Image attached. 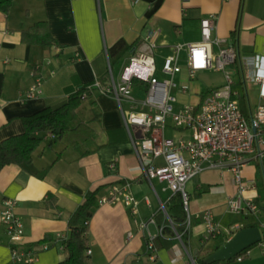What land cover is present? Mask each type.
Segmentation results:
<instances>
[{"label": "crops", "instance_id": "crops-1", "mask_svg": "<svg viewBox=\"0 0 264 264\" xmlns=\"http://www.w3.org/2000/svg\"><path fill=\"white\" fill-rule=\"evenodd\" d=\"M204 17L214 19L211 35L233 46L243 70L245 57H264V0H189L184 9L181 0H138L136 3L133 0H14L8 16L0 11V141L23 132V117L67 101L78 87L89 85L95 79L106 83L109 66L117 78L124 62L142 43L149 41L152 31L157 32L152 38L151 54L157 64L155 55L160 53L162 65L164 58L172 53V46L201 39L200 20ZM38 20L47 22L59 46L21 42L20 30ZM212 49L216 51L217 47ZM185 59L186 51L181 49L178 60L181 71L173 80L178 85H186L187 90L172 89L177 98L175 106L195 105L201 93L214 89H202L197 84L198 74L204 71L197 72L194 78L188 77ZM228 68L237 83L235 63ZM215 72H220L224 80L221 71ZM39 77L43 79L41 93L28 98L26 91ZM245 85L249 102L250 96L253 99V104L250 102L253 113L258 103L264 105V100L260 99L258 84L245 82ZM238 91L233 90L234 98ZM135 93L137 97L142 96L140 91ZM93 98L99 117L91 123L94 134L90 154L79 156L70 147L45 136L32 153L34 167L47 168L43 177L28 174L14 164L0 170V209L3 199H15L14 212L23 223L18 248L36 250L32 264L63 261L67 252L60 248L58 236L69 235L67 218L83 201L86 191L124 180L130 182L129 189L137 200V213H131L121 201L93 208L86 234L90 250L87 255L92 264H188L189 257L203 244L212 249L229 238L222 235L207 243L202 241L204 210H210L223 227L252 221V216L237 215L227 208L228 198L236 191L233 174L206 169L186 183L192 214L186 242L174 237L169 246L154 245L156 258L149 261L146 257L148 236L153 237V244L154 240L159 241V228L166 221L159 202L165 207L172 193L157 180L163 184L161 192H170L162 199L153 182L152 188L142 175L116 101L98 90L93 91ZM82 110V118L89 120L91 111L85 102ZM109 162H114L115 169H109ZM257 162L247 163L242 174L255 184L244 191V197L261 208L264 207V161L262 176L257 174ZM107 189H102L101 196ZM151 217L154 222H148L142 229L140 221L147 222ZM43 243L48 245L45 250L41 249ZM11 244L0 223V264H21L11 260ZM229 264H264V251L253 245L247 249L246 258Z\"/></svg>", "mask_w": 264, "mask_h": 264}, {"label": "built area", "instance_id": "built-area-1", "mask_svg": "<svg viewBox=\"0 0 264 264\" xmlns=\"http://www.w3.org/2000/svg\"><path fill=\"white\" fill-rule=\"evenodd\" d=\"M137 1L133 0L134 3ZM188 1L181 0L183 9ZM213 27L214 19L204 17L200 20L199 41L172 46V53L164 58L160 68L168 76L166 78L160 79L155 75L156 67L151 50L154 46L152 38L157 31H152L149 41L142 43L124 62L117 78L112 75L109 66L107 82L101 83L95 79L87 88L107 94L116 101L142 175L151 186L156 179L163 182L172 195L180 194L186 214L183 222L185 230L191 225V217L186 213L189 202L186 183L206 169L229 171L233 174L236 191L228 198L227 208L237 215L252 216L261 236L257 245L264 251V216L257 203L244 197V191L255 184L242 174L247 163L262 162L264 158V105L258 103L252 113L253 131L251 122L243 116L238 100L233 97L234 81L228 66L235 62V49L226 44L224 39L212 36ZM214 46L217 47L216 51L212 49ZM181 49L186 51L185 63L189 78H194L197 72L206 70L221 71L224 75V86L219 89H206L195 105L175 106L177 98L172 89L178 87L179 91L187 90L186 85H178L173 80V76L181 71V65L178 64ZM243 65V80L258 84L260 99L264 100V57H245ZM136 79L145 86L134 85L133 80ZM42 82V78H37L26 91V96L30 98L41 93ZM135 91H140L142 97H137ZM81 98L84 99V95ZM168 119L175 135L173 138L165 135ZM178 132L182 134L176 136L175 133ZM46 136L51 137V134L47 133ZM108 167L115 169L114 162H109ZM129 188L128 180L111 185L107 193L98 198V204L121 201L131 213H137V200ZM15 203V199H3L0 223L12 243L11 260L15 263L32 264L36 259V250L18 248L22 241L23 223L14 212ZM159 203V209L169 227L174 230L175 237L181 239V234L175 231L164 204ZM201 221L204 225V243L222 235L230 237L244 226V223H237L223 227L215 221L208 209L201 213ZM148 222H154L153 218L147 222L140 221L139 225L145 229ZM159 229L161 234L162 227ZM128 235L131 236V233L128 232ZM65 238L58 236L59 241ZM152 242L153 237L149 235L146 242V257L149 261L156 258V247ZM47 246V243H43L41 249L45 250ZM60 248H64L63 244H60ZM85 253L89 255V248ZM240 259L238 257L236 260ZM188 264H196L193 256L189 257Z\"/></svg>", "mask_w": 264, "mask_h": 264}, {"label": "trees", "instance_id": "trees-1", "mask_svg": "<svg viewBox=\"0 0 264 264\" xmlns=\"http://www.w3.org/2000/svg\"><path fill=\"white\" fill-rule=\"evenodd\" d=\"M14 0H0V11L6 16L11 13ZM20 40L24 44L37 46H59V43L52 37L48 24L45 20H38L20 30ZM119 44V43H118ZM117 44V45H118ZM116 45V46H117ZM115 46V48H116ZM235 72L238 76L237 85L240 86L236 95L238 104L243 116L249 122L252 118V106L249 102V97L246 90L245 81L243 80V67L240 59H235ZM134 85L145 86L143 82L133 80ZM93 90H89L87 85H82L68 96L67 101L60 103L57 106H46L44 109L22 118L23 132L16 136L8 137L0 141V170L3 166L14 164L19 166L28 174L43 177L47 168L37 170L33 165L32 153L41 144L47 133L51 134V140H56L70 147L79 156L90 154L93 149V128L91 123L98 120L96 113V103L93 98ZM84 95V99L81 98ZM84 102L89 106L91 118L84 120L81 116ZM264 161V158L262 162ZM262 162H257V174L262 176ZM113 184H104L96 187L93 190L86 191L83 201L70 214L68 219L69 235L61 242L67 252V256L63 261L56 264H92L85 251L89 247L87 234L88 217L91 216L93 208L97 207L98 198L101 197L102 189L110 187ZM189 199V198H188ZM54 205V204H52ZM264 213V207L260 208ZM165 210L170 217V220L175 225V231L181 234V239L186 242L187 230H185L184 220L186 218L183 202L179 193L171 195L169 201L165 205ZM247 218V217H246ZM159 218L158 222L161 223ZM87 222V224H85ZM164 226L161 230V239L156 242L155 246H169L170 239L175 237V232L169 227V224L164 221ZM254 221L247 220L244 227H254ZM168 240H166V239ZM217 247V245L215 246ZM214 247V248H215ZM214 248H206L204 244L197 250L193 256L196 264H204L203 257ZM247 249L239 252L230 261L214 262L212 264H229L238 257L246 258Z\"/></svg>", "mask_w": 264, "mask_h": 264}, {"label": "water", "instance_id": "water-1", "mask_svg": "<svg viewBox=\"0 0 264 264\" xmlns=\"http://www.w3.org/2000/svg\"><path fill=\"white\" fill-rule=\"evenodd\" d=\"M251 128L254 131L253 122L250 119ZM261 239L258 227H244L235 231L229 238L217 245L212 253L203 257L204 264H212L214 262L230 261L239 252L256 245Z\"/></svg>", "mask_w": 264, "mask_h": 264}, {"label": "rangeland", "instance_id": "rangeland-1", "mask_svg": "<svg viewBox=\"0 0 264 264\" xmlns=\"http://www.w3.org/2000/svg\"><path fill=\"white\" fill-rule=\"evenodd\" d=\"M159 54L160 53H156V55H155V58H156V63L157 64H155L156 66H157V75H158V77L160 78V79H162V78H164L165 77V75H163L161 72H160V63H159ZM116 68L114 69V74L116 75ZM232 79H235V77H233V75H232ZM234 81V80H233ZM197 84L199 85V87L200 88H202V89H205V88H214V89H219V88H221L222 86H224V80H223V78H222V76H221V73L220 72H215V71H213V70H209V71H206L205 73L204 72H200L199 74H198V79H197ZM238 88H240V86L239 85H237V83L235 82L233 85H232V89L233 90H236V89H238ZM248 92H249V90H248ZM250 96V95H249ZM139 98L140 97H142L141 95H139L138 96ZM250 99H251V101L250 102H252L253 101V99H252V97L250 96ZM252 104H253V102H252ZM82 115H83V110H82ZM167 125H168V127L166 128V131H165V135L167 136V137H169V138H173L175 135H174V132L172 131V128L170 127L171 125H170V120L168 119L167 120ZM176 136H179L178 134H176ZM158 162H160V161H158ZM153 182V184H154V188H156V190L158 191V193H159V195L161 196V198L162 199H164V197L166 196V195H169V191H165V192H161V189H162V187H163V184H161V183H159L156 179L155 180H153L152 181ZM187 189V188H186ZM191 205H190V202H188V208H187V211H186V213L190 216V217H192V214H190L191 213ZM174 225V224H173ZM175 226V225H174Z\"/></svg>", "mask_w": 264, "mask_h": 264}]
</instances>
